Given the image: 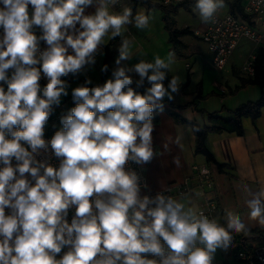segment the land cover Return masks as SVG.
<instances>
[{
    "label": "clouds",
    "instance_id": "obj_1",
    "mask_svg": "<svg viewBox=\"0 0 264 264\" xmlns=\"http://www.w3.org/2000/svg\"><path fill=\"white\" fill-rule=\"evenodd\" d=\"M116 3L0 0V264H213L216 250L230 247L232 232H248L231 211L227 227L221 226L192 207L187 194L141 195L148 185L128 167H143L162 154L153 146V113L179 92V78L165 86L162 71H170L174 52L134 66L136 86L145 79L151 85L144 94L134 90L124 67L102 85L88 87L92 81L86 79L72 89L76 105L62 128L44 139L52 106L68 95L62 77L94 63L109 30L118 36L132 22L130 8L110 12ZM90 7L94 13L86 14ZM224 7L225 0H195L193 11L208 23ZM149 20L137 14L135 26L147 28ZM41 41L47 50H40ZM130 55L125 40L116 64ZM41 73L48 80L43 89ZM49 147L58 168L36 159ZM173 162L180 166L179 158ZM250 195V218L264 226V186Z\"/></svg>",
    "mask_w": 264,
    "mask_h": 264
},
{
    "label": "crops",
    "instance_id": "obj_2",
    "mask_svg": "<svg viewBox=\"0 0 264 264\" xmlns=\"http://www.w3.org/2000/svg\"><path fill=\"white\" fill-rule=\"evenodd\" d=\"M149 1L152 3L151 8L140 3L133 4L132 0H117L115 6H110L109 10L112 14H122L125 8H130L132 11L130 20L132 22L124 25L118 36L113 37L111 30L105 35L102 43L93 53L94 63L92 64L96 62L94 66L98 73L95 78L91 79L92 83L86 86L102 85L107 80L112 79L113 73L120 67L130 70L126 74L132 77L133 85H136V81L140 79L138 73L132 70L136 64L141 61L154 63L156 56L166 59L169 52H174V61L170 71L164 69L162 71H167L165 86L173 76L179 78V92L173 93L174 98L171 101L165 97L164 107L177 112L185 120L195 122L199 127L210 124L207 118L208 114L218 112L221 116L229 118L233 114L232 111L243 102L256 99L260 92L264 94V88L259 91L255 84L249 83L240 86L243 77L232 60L237 48L227 59L224 68L221 69L226 71L229 67L232 76L227 75L221 81L215 76L212 78L209 76V70L214 66L208 48L203 41V51L192 48L191 39H188V36L195 35L193 33L195 30L206 25L193 11L195 0H190L180 7L175 6L177 9L172 13L176 27L179 29L187 27L190 31V33L179 37L180 44L177 46V52L170 49L169 35H167L165 28V12L162 5L155 0ZM182 10L191 13V17L188 19L185 17L181 20ZM31 11L32 8L29 6L30 14ZM94 11L95 9L90 7L86 10V14L94 13ZM140 13L150 17L147 28L139 29L135 26V16ZM36 35H42V32L38 29ZM197 38L199 37L197 36ZM125 40L129 41L131 55L129 59L123 60L117 65L119 48ZM41 42L47 49L46 42ZM105 44L110 45L109 51L112 60L110 71L103 77L101 69L104 58L103 45ZM69 54H73L70 48ZM89 69V64H86L76 76L69 74L65 78L67 81H77L80 86H84L85 76L89 74ZM149 74H151V70H149ZM233 74H236L237 78ZM89 77L91 78V75ZM40 81L44 87L48 82L47 79L45 82ZM185 83V88H182ZM149 87L151 85L147 83L144 91L137 92L144 94ZM71 93H68L69 97L72 96ZM70 104L76 105L74 99L70 101L68 106ZM153 123V146L157 153L162 154L157 155L150 164L141 167L142 171L145 166L149 168L148 171L151 169V172H146L145 175L142 172L145 183L148 185L146 189L142 188V192L161 190L169 183L182 181L186 178L194 180L192 166L194 164L203 165L206 162L204 156L196 154L193 149L195 134H193L192 128L186 124L175 123L164 110L158 111L157 118L153 120ZM241 125L242 134L234 132L208 133L204 144L211 151L216 162L224 165L220 170L215 164L211 165L215 191L221 208L219 220L226 228V212L231 211L240 217L249 230L255 227H263L258 223V220L250 218V209L246 202L252 198L250 192H258L264 186V108L261 109L256 120L244 117ZM177 138H179L178 143ZM174 158H179V167L174 164ZM189 198L191 206L197 209L199 196L190 195ZM176 199H180V197H176ZM239 234L232 232V240L237 241ZM234 254L230 244L227 250L218 248L213 261L237 264Z\"/></svg>",
    "mask_w": 264,
    "mask_h": 264
},
{
    "label": "built area",
    "instance_id": "obj_3",
    "mask_svg": "<svg viewBox=\"0 0 264 264\" xmlns=\"http://www.w3.org/2000/svg\"><path fill=\"white\" fill-rule=\"evenodd\" d=\"M155 1L162 6H179L182 3H187L188 0ZM37 32L38 29H35V34ZM193 33L204 42L211 54L213 66L219 70L227 64V59L238 47L240 39L242 37L248 38L255 45V49L243 61L240 71L245 78H252L255 75V52L258 48L264 47V0H225V7L216 12L214 19ZM2 34L3 30L0 29V35ZM39 47L41 51L47 50L42 42H40ZM10 72L11 70H9V74ZM39 83L41 89H43V83L40 81ZM69 113L70 109L64 103L52 106V113L45 125L44 139L46 141L50 140L55 132L62 128V118ZM36 159L57 168L60 162L50 147L47 150H38ZM128 167L137 171L142 177V182L145 183L140 166L130 164ZM192 171L194 180L186 178L182 181H175L161 188V190L146 191L141 195L155 196L157 193H163L173 198L180 197L181 194L197 195L200 198L197 210H203L210 219H216L221 226H224L219 220L221 208L215 191L211 165L207 163L203 165L194 164ZM74 214L75 209H70L67 217L69 223H71ZM247 246L248 249L236 251L234 255L235 262L237 264H264V238L251 240L247 243ZM64 251H67V248L63 249L60 255H63ZM213 264L229 263L213 261Z\"/></svg>",
    "mask_w": 264,
    "mask_h": 264
},
{
    "label": "trees",
    "instance_id": "obj_4",
    "mask_svg": "<svg viewBox=\"0 0 264 264\" xmlns=\"http://www.w3.org/2000/svg\"><path fill=\"white\" fill-rule=\"evenodd\" d=\"M188 0L187 2H189ZM133 4H143L148 8L152 7V3L149 0H132ZM181 5H185L182 3ZM179 5L178 7H180ZM164 9V20H165V28L167 31V35H169V43L170 49L172 51L177 52V46L180 44L179 37L183 36V34L190 33L187 27L179 29L176 27L175 20H173L172 13L176 11L177 7L167 5L162 6ZM110 45H103L104 58L102 62V67L107 65V70L102 71V76L104 77L111 69L110 62L112 60L111 52L109 51ZM254 76L252 78H242L241 84H255L260 88H264V47L258 48L255 52L254 57ZM148 81L145 79L144 84L141 87H137L136 85H132L135 91H144L146 84ZM186 83L183 84L182 88H185ZM170 106V105H169ZM75 107V105L70 104L68 106L69 109ZM264 108V95H261L257 100H248L243 102V104L239 105L232 111V116L229 118H225L221 116L218 112L208 114V119L210 124H205L201 127L197 126V124L193 121L185 120L180 116L177 112L173 111L170 108L164 107V111L175 121L177 124H186L192 128L193 134H195V143H194V151L196 154H201L205 158V162L209 165L215 164L220 170L224 165L220 162H216L211 151L205 146L204 140L208 133H221V132H234L237 134H242V119L244 117L251 118L252 120H256L261 112V109ZM201 111V110H200ZM158 111H154V120L157 118ZM264 238V226L263 227H255L249 229L247 234L241 233L238 236V240L231 241V246L236 253L239 249H248L247 243L251 240L263 239ZM235 255V254H234Z\"/></svg>",
    "mask_w": 264,
    "mask_h": 264
},
{
    "label": "rangeland",
    "instance_id": "obj_5",
    "mask_svg": "<svg viewBox=\"0 0 264 264\" xmlns=\"http://www.w3.org/2000/svg\"><path fill=\"white\" fill-rule=\"evenodd\" d=\"M191 13L185 11V10H182V15L180 17V19H184L185 17L188 19V17H191L190 15ZM189 38L188 39H191V47L192 48H195V49H200V51H203V43H202V40L200 38H197L196 35H190L188 36ZM237 51L236 53L234 54V57H233V61H234V64L236 66V69L239 70V73L241 74V71H240V67L242 65V62L245 61V59L247 58V56H249V54H251V52L254 51L255 49V45H253V43L248 39V38H245V37H242L237 45ZM96 64V62H95ZM95 64H92V63H89V74H87L85 76V79H93L95 78V75H97L98 71H97V68L94 66ZM209 70V69H208ZM232 73L229 71V67L228 69L225 71V70H219V69H216L215 67H211L210 70H209V76L212 78V77H217V79L219 81H221L223 78H225L227 75L228 76H232L231 75ZM91 75V78L89 77ZM236 78H237V75L236 74H233ZM243 78H245L243 75H242ZM45 79H47V77H45L43 75V73H41V80H43L45 82ZM67 84H68V88H67V91L68 93H71L72 92V89L76 88V87H79L80 86V83L77 82V81H67V79L64 77L63 78ZM41 82V81H40ZM44 86V85H43ZM258 86V85H257ZM259 88V91H261L262 88H260L259 86L257 87ZM264 90V89H263ZM72 94V93H71ZM70 95V94H69ZM261 95H264L262 94V92H260V94H258L257 98H259ZM254 99V100H257ZM73 100V97L72 96H62L61 97V102L60 103H64L65 105H69L70 101ZM252 100V101H254ZM74 108V107H72ZM71 108V109H72ZM70 109V111H71ZM10 138V137H9ZM168 165V164H167ZM149 168H147L146 166L144 167V170L142 171L145 175V173L147 172H151V169L148 171ZM141 193L142 190H141ZM58 259L60 258L59 255L57 257Z\"/></svg>",
    "mask_w": 264,
    "mask_h": 264
}]
</instances>
